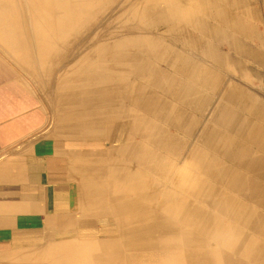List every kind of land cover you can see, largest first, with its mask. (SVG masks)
Returning a JSON list of instances; mask_svg holds the SVG:
<instances>
[{
	"label": "bare ground",
	"instance_id": "1",
	"mask_svg": "<svg viewBox=\"0 0 264 264\" xmlns=\"http://www.w3.org/2000/svg\"><path fill=\"white\" fill-rule=\"evenodd\" d=\"M36 1L37 28L47 27L48 33L53 34H49L52 35L51 38L44 34V39H50L48 42L61 51L51 57H42V60L48 62V76L57 72L62 75L59 85L71 110L69 112H74L72 122H68L67 126L88 130L100 138L105 137L108 127L111 130L108 136L111 147L102 149L104 156L101 157L104 158L100 160L98 171L104 176L100 186L101 193H105V190L109 192L107 196H101V210L104 215L115 217V238L101 241L98 255L85 257L95 264H125L127 261L145 260L146 255L148 258H157L168 257L173 253L175 260L183 256L193 257L195 248H189V245L194 243L195 246V243L203 242V238L198 237L196 227L185 231H178L176 228L185 219L193 222L197 211L191 210V218L187 219L183 212L188 211L189 207L178 196L192 197L190 205L197 210L199 204L197 205L196 196L203 202L207 201L209 195H215L219 199L209 207L213 213L214 210H221V213L230 214L232 219L234 217L242 227L251 225L253 207L239 204L236 197H243L250 189L248 193L253 195L254 203L256 197L264 195V184H260L262 178L252 172L246 175L245 170L241 169L237 176L229 174L227 179L228 174L224 175L227 165L225 166L219 155L227 157L224 145L230 138L232 127L235 132L256 128L252 140L260 141V152L258 154L251 151L245 154L246 147L242 156L264 157V128L251 122L253 115L258 114L264 122V100L253 95L248 86L264 90L260 80L254 85L249 83L254 75L258 76V69L264 67V32L256 1ZM44 39L39 41L40 44L46 42ZM223 45L227 46L229 52H237L236 71L229 58L221 55L219 49L222 50ZM186 50L204 53L207 62L225 63L223 74L242 78L244 85L235 80H225L226 77L220 79V72L209 70L208 66H195L189 59L182 66L180 55ZM237 67L242 74L237 72ZM247 70L252 72L247 75ZM184 74L198 83L196 92L191 93L196 94L195 100L183 98L193 90L181 81L180 77L185 76ZM202 87L211 93H222V103L217 104L211 116L213 122L222 124L225 129L220 135L218 133L221 130L216 131V134L212 131L207 138L213 123L204 124V148L198 145L200 140L197 139V143H187L190 162L181 173L176 165H180L177 161L182 155L180 148L185 141L181 142L180 138H175L167 130L161 129L160 123H167L180 132L183 131L186 136L194 138L198 123L184 108L194 105L195 108H200L202 115V111L207 113V96L204 94L205 97H200L199 94ZM159 93L179 97L177 100L183 105L171 102L168 98L161 102V98L157 97ZM127 121L131 123L128 136L125 143L118 146L114 141L118 137L115 136V131ZM256 134L259 135L255 137ZM212 142L216 145L217 153L206 150L212 147ZM234 156L230 154L229 157ZM150 163L154 166L150 167ZM251 166L252 164L248 165L246 169L249 170ZM156 177L160 182L154 180L153 185H147L148 189L165 195V198L158 204L154 203L152 209L159 212L172 209L175 215L168 220L134 212L137 203L133 202L139 198L136 196L143 188L141 181L143 178L152 180ZM252 178L255 180L253 184ZM175 181L182 182H179L180 186H175ZM129 195L130 200L127 198ZM173 222H180V225L175 226ZM206 222L203 232L204 239L208 240L212 239L211 214ZM133 223L138 225L129 227ZM263 224L257 225V228ZM165 228H169L168 231ZM251 229L260 233L254 227ZM80 238H83L82 235ZM219 245L228 246V239L223 238ZM31 250L35 251L33 248ZM90 251L94 252L92 248ZM252 251L254 253L250 260H254L255 264H264V237L260 239L257 247L252 245Z\"/></svg>",
	"mask_w": 264,
	"mask_h": 264
},
{
	"label": "crops",
	"instance_id": "2",
	"mask_svg": "<svg viewBox=\"0 0 264 264\" xmlns=\"http://www.w3.org/2000/svg\"><path fill=\"white\" fill-rule=\"evenodd\" d=\"M37 2L0 0V264H95L85 256L98 255L101 241L115 238L116 219L101 210V196L109 192L101 193L104 176L98 171L104 158L102 149L111 147V130L108 127L100 138L67 126L58 100L60 91L48 81V62L42 60L48 56V44L37 43L47 34V27L37 28ZM180 56L182 66L187 59L195 66L203 68L198 61L207 66L190 50ZM229 56L232 58V52ZM180 78L193 89L183 98L195 100L196 94L191 93L196 92L198 83L186 75ZM200 91V97L206 94V90ZM53 100L59 101L62 109L56 115ZM232 129L224 145L227 179L239 172L225 159L230 154L242 156L245 147L244 141L240 144L238 140L242 130ZM70 130L76 135H70ZM204 241V248L194 251L193 257L175 260L174 253L172 257L146 255L142 264H255L251 258L223 248L214 251L212 239Z\"/></svg>",
	"mask_w": 264,
	"mask_h": 264
},
{
	"label": "rangeland",
	"instance_id": "3",
	"mask_svg": "<svg viewBox=\"0 0 264 264\" xmlns=\"http://www.w3.org/2000/svg\"><path fill=\"white\" fill-rule=\"evenodd\" d=\"M256 1V6L259 10V15H260V18H261V27H262V30L264 32V0H255ZM51 22H53V17L51 18ZM45 26V24H44ZM49 34H53V33H48V29H47V34L45 36H48V38H51L50 36L52 35H49ZM41 39H44V35L43 37H39L38 38V45H43V44H40L39 41H41ZM46 41V43L48 44V56L51 57V56H54L56 54H58L59 50H57V47H54L51 43H49L48 41L50 39H44ZM56 48V49H55ZM57 51H55V50ZM226 49V50H224ZM222 52L221 55L223 54L225 57H228L230 63H232V68L235 69L236 71V64H237V61H238V56H237V52L236 51H230V52H226L228 51V48L227 46L223 45L222 46ZM63 51V50H62ZM191 52L197 54L198 56L202 57L206 62L207 66L209 67V70H213V71H217V72H220L222 75H221V78L223 77H226L225 80H232V81H236L238 84H242L244 85V81L242 78H237L235 75H231V76H228L226 74H223L224 72V64L225 63H218V62H212V61H208L207 62V57L204 53L202 52H198V51H193L191 50ZM232 52V58L229 56ZM64 53V51H63ZM54 54V55H53ZM48 56H45V57H48ZM243 58V57H242ZM233 59V60H232ZM228 61V62H229ZM213 63V64H212ZM236 63V64H235ZM198 64L199 65H202L203 67H207L206 65H204L203 63H201L200 61H198ZM167 65H165L166 67ZM238 66V65H237ZM64 68V67H62ZM168 68V67H167ZM216 68V69H215ZM220 68V69H218ZM223 70V71H222ZM240 72L241 73V70H238V67H237V72ZM260 71V72H259ZM247 75H249L251 72L250 70H247ZM242 74V73H241ZM61 73L57 72L55 73L54 75L50 74V76H48V81L49 82H53L54 86L58 87L59 91H60V94H59V101L61 102L62 104V109H63V113L64 115L66 116V121L67 123L68 122H72L71 121V118L73 117V114L74 112L68 108V103H66L67 101L64 99V95H63V90L61 89L60 85H59V81H60V78H61ZM254 79H250L249 80V83L251 84H255L258 80H260V83L262 84V88L264 87V67L263 68H260L258 69V76L257 75H254ZM258 77V78H257ZM237 79V80H236ZM242 80V81H241ZM250 87V89L252 90V93L253 95H255L257 98L259 99H262L264 100V90H259L258 88H255L253 87L252 85H248ZM49 89V88H48ZM202 89L206 90V96H207V113L204 114V111H202L203 115L201 114V110H199L200 108H195L194 105H192L191 107H185L184 109L187 111L188 114L190 110H193L196 113V115H193V114H190L191 117L194 118V120L198 123L197 125V128H196V132L194 134V138L193 137H188L184 134L183 131H179L175 128H173L172 126H169L167 125V123H160V126H161V129H164V130H167L168 134L174 136L175 138L178 137V139L180 138L181 139V142L182 141H185L183 142V147L181 145V156L180 158L178 159L177 163L180 164V165H176V168H178L177 166H179L178 170L183 173L185 167L189 164L190 162V159L188 160L189 158V153L188 152V149H187V143L191 142L192 144L193 143H197V140L199 142V146H201L202 148L203 147V143L206 139V137L208 138L210 136V133L213 131L215 134H216V131H220L218 133V135H220L225 127L219 124H216L217 122H213L212 119L213 117L211 116L212 112L215 110L217 104L219 102L222 103V93L221 92H218V93H214V92H210L207 88H203ZM53 92L51 91V93H53L52 95H54V93H56L55 89L53 88ZM254 90V91H253ZM258 91V92H257ZM217 94V95H216ZM167 95V96H166ZM163 94V93H159L157 95V97L161 98V102L164 98H168L171 102L173 101L174 103L178 104V105H183L182 102H179L177 99L179 97H173L172 95H169V94ZM221 95V96H220ZM261 97V98H260ZM59 101H55L53 100L52 101V109H53V112L54 114H59L60 111L62 110L60 108V106L58 105V103H60ZM178 101V102H177ZM217 101V102H216ZM197 102V101H195ZM216 104V105H215ZM221 111V109H219ZM70 111V112H69ZM223 111V110H222ZM221 113V112H219ZM209 114V115H208ZM55 117V116H54ZM257 118V119H256ZM211 119V120H210ZM252 124H258L260 125V127L264 128V122H262V116L261 115H255L252 117ZM207 122H211L213 123V126H215L214 129H216L214 131L213 129V126H211L209 128V131H208V135L206 137H204V132H203V129L205 128L204 124H206ZM203 123V124H202ZM165 126H166V129H165ZM256 126V125H255ZM131 127V123L130 121H127V122H123L121 124V126L115 131V136L117 137V145L118 146H122L126 141V138L128 136V133H129V129ZM200 127V128H199ZM220 128V129H219ZM123 129V131H121ZM250 129V128H249ZM248 128H246L244 131H242V135H238V140L240 141V144H242V142L244 141L245 143V154H248L252 151V153H258L260 152V149H259V144H260V141L258 140L257 142L256 141H253L252 138H253V135L254 133L256 132V128H253L251 129L250 131ZM247 130V131H246ZM253 130V131H252ZM170 131V132H169ZM246 132H249V133H246ZM121 133V134H120ZM163 133V131H162ZM251 133V134H250ZM70 135H76V133L74 131H71L69 132ZM231 134V133H229ZM247 134V135H246ZM176 135V136H175ZM198 135V136H197ZM259 134H256L255 137H257ZM192 136V135H191ZM252 136V137H251ZM115 137V138H116ZM197 137V138H196ZM204 137V138H203ZM246 139H244V138ZM197 139V140H196ZM202 139V140H201ZM187 140V141H186ZM195 140V141H194ZM119 142V143H118ZM180 142V141H179ZM213 143V144H212ZM211 143V146L210 148L206 149L207 151L211 152V151H215L216 153L218 152L217 148H216V145L214 142ZM181 144V143H180ZM242 146V145H241ZM258 147V148H257ZM185 154V155H184ZM187 154V155H186ZM237 156V157H236ZM235 157L233 158H228L225 159V162H227V164L233 168L234 170L236 171H239L241 169H244L245 170V173L246 175L249 174V173H253V174H256L257 175H260L261 178H262V181L260 182V184H264V157L263 159L261 158V156H240L239 153L236 155ZM116 157V156H115ZM219 157L224 160V156L223 155H219ZM256 158V159H255ZM181 160V161H179ZM259 160V161H258ZM249 162H251L250 164H252L251 168L249 170L246 169V167H248ZM245 163V164H244ZM256 164V165H255ZM258 164V165H257ZM184 165V166H183ZM255 165V166H254ZM150 167L154 166L153 164H149ZM243 166V167H242ZM263 166V167H262ZM241 167V168H240ZM253 168V169H252ZM200 170V168H199ZM201 171V170H200ZM149 178H143V181L142 184H143V188H142V192H140V194H138L136 197H139L135 202L133 203H137L136 205V210L134 212H137L139 211L140 213H144L146 214L147 216L149 215L150 217H154L156 219H164V220H168L170 219L172 216L175 215V212L173 213V211H171L172 209L168 210L166 209V212H165V209H164V212L163 211H158L156 209H152V205L155 203V204H158L160 203L164 198H165V195L163 194H160V193H155L151 190L148 189V186L147 185H153L154 183V180L155 181H159L160 182V179L159 178H155V179H152V180H148ZM159 179V180H158ZM247 182V179L245 180ZM179 182L181 183L182 181H175L174 182V185L175 186H180L179 185ZM255 181L252 180V184L254 183ZM131 183V182H130ZM253 189V187H252ZM247 190V188H246ZM245 190V191H246ZM250 191V189L248 190ZM248 191H246V193L244 194V196H240V197H236V201L238 200V203L241 204V205H248L249 207H253V214L250 215L249 212H247L248 215H250V221H251V225L249 224V226H245V227H242L238 222H236L234 220V217L233 219L227 215L226 212H223L221 213L222 211L221 210H214V213L213 211H211V209H209L210 206L213 205V202H215L217 199H219L217 196L215 195H209V197L207 198V201L204 200L203 202L199 200V198L196 196V200H197V210L194 209V207H191L190 205V202H192V197H188L187 195L184 196H178L179 199H181L182 202H186V206H188V211H185L183 212L187 219L190 217L191 218V210L196 212V216H195V219L193 220V222H187L186 219L185 221H182V225H180V222H173V225L175 226H178L180 225V227L176 228L178 231L180 230H192L194 227H196L197 231H198V237H202L203 238V242H200V243H195V246H194V243H192L191 245H189V248H195V251H199L201 248H204V244H205V239H204V224L206 223L207 224V220H208V216L209 214H211V218L213 220V228H212V247H213V250L215 251H221L222 248L224 250H227L229 251L230 253L233 252V253H236L238 255H241V256H244L246 258H251L253 256V251H252V245L254 244L255 247H257L259 245V242H260V239L262 237H264V195H262V197L260 198H257L255 199V202L252 203L254 200V197L253 195H250L248 193ZM145 196V197H144ZM199 196V195H198ZM203 196V195H201ZM238 196V195H236ZM133 197V195H132ZM134 196V198H136ZM253 197V198H252ZM128 200H130V195L127 196ZM155 199V200H154ZM184 200V201H183ZM241 201V202H240ZM243 201V202H242ZM251 201V202H250ZM248 203V204H247ZM202 204V205H201ZM212 204V205H210ZM253 205V206H252ZM201 206V207H200ZM244 206V207H245ZM151 207V208H150ZM206 208V209H205ZM171 211V212H170ZM210 211L212 213H210ZM218 214H217V213ZM171 215H170V214ZM201 214V215H199ZM215 214V215H214ZM221 214V215H220ZM245 214V213H244ZM214 215V216H213ZM204 216V217H203ZM223 216V217H222ZM152 217V218H153ZM207 217V218H205ZM218 218V219H216ZM221 218V219H220ZM225 218V219H224ZM261 218V219H260ZM184 219V218H182ZM249 220V219H248ZM227 221V222H226ZM161 222V221H160ZM230 225H229V223ZM246 222V221H245ZM179 223V224H178ZM203 223V224H202ZM259 224H263L262 226L258 227L257 228V225ZM138 225V223H133V225H130L129 227H136ZM222 225V226H221ZM183 226V227H182ZM228 227V228H227ZM236 227V228H235ZM252 227H254L256 230L258 229L260 233H256V232H253V230L251 229ZM230 228V229H229ZM166 229V228H165ZM169 229V228H168ZM168 229H166V231H168ZM233 231H232V230ZM215 230V231H214ZM222 232H221V231ZM229 230V231H228ZM231 230V231H230ZM248 230V231H247ZM214 231V232H213ZM169 233V232H168ZM233 233V234H232ZM223 238H227L228 239V246L227 245H219V243L221 242V240ZM211 239V238H209ZM208 239V240H209ZM235 239V241H234ZM233 240V241H232ZM217 241V242H214ZM232 245V246H231ZM236 245V247H235ZM208 247V245H207ZM231 247V248H230ZM233 249V250H232ZM245 253V254H244ZM248 253V254H247ZM250 260V259H249ZM230 261H232V259H230ZM236 261V259L234 260ZM143 262H146L145 260H137V261H132L131 263L132 264H142ZM215 262V261H214ZM248 261H246L245 264H247ZM124 264V263H123Z\"/></svg>",
	"mask_w": 264,
	"mask_h": 264
}]
</instances>
